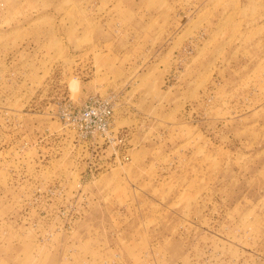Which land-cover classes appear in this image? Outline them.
<instances>
[{"label":"rangeland","instance_id":"rangeland-1","mask_svg":"<svg viewBox=\"0 0 264 264\" xmlns=\"http://www.w3.org/2000/svg\"><path fill=\"white\" fill-rule=\"evenodd\" d=\"M0 264H264V0H0Z\"/></svg>","mask_w":264,"mask_h":264},{"label":"built area","instance_id":"built-area-1","mask_svg":"<svg viewBox=\"0 0 264 264\" xmlns=\"http://www.w3.org/2000/svg\"><path fill=\"white\" fill-rule=\"evenodd\" d=\"M112 110L102 99H92L81 109L70 111L65 118L68 125L77 129H84L90 137L96 133L106 134L109 130ZM123 161L127 157H122Z\"/></svg>","mask_w":264,"mask_h":264}]
</instances>
